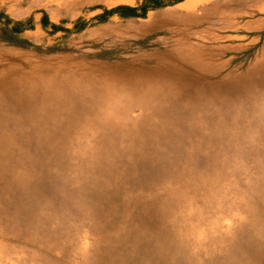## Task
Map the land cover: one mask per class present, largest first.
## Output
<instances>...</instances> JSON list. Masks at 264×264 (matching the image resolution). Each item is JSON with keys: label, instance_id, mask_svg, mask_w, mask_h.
Masks as SVG:
<instances>
[{"label": "rangeland", "instance_id": "rangeland-1", "mask_svg": "<svg viewBox=\"0 0 264 264\" xmlns=\"http://www.w3.org/2000/svg\"><path fill=\"white\" fill-rule=\"evenodd\" d=\"M12 56L138 93L0 126V264H264V0H0Z\"/></svg>", "mask_w": 264, "mask_h": 264}, {"label": "bare ground", "instance_id": "bare-ground-1", "mask_svg": "<svg viewBox=\"0 0 264 264\" xmlns=\"http://www.w3.org/2000/svg\"><path fill=\"white\" fill-rule=\"evenodd\" d=\"M198 53V52H197ZM202 53V52H201ZM184 54V53H183ZM203 54V53H202ZM197 56V55H196ZM203 56V55H202ZM204 57V56H203ZM26 56L22 58L9 57L10 62L7 66L0 67V126H8L7 121L17 119L22 121L25 116L35 117L39 113L41 106L46 107V110L51 109L57 104H71L73 100H80L83 104H94L93 109L98 116H102L105 120L108 117H118L123 111V106L133 103L138 93L137 89L134 92L128 90L118 92L119 85L125 83L120 79H115L111 76L100 75L96 70H90L88 67L71 66L66 67V62L54 66L50 62H42L38 65L32 64L28 58L29 64L23 65L20 61L26 60ZM205 58V57H204ZM161 59V58H160ZM157 62V61H156ZM159 62V61H158ZM174 62V61H173ZM24 63V62H23ZM160 63V62H159ZM85 65V64H84ZM159 65V64H158ZM261 65V64H260ZM96 66V65H95ZM101 66V65H99ZM110 66V65H109ZM112 66V65H111ZM157 66V65H156ZM155 66V67H156ZM160 66V65H159ZM117 67H119L117 65ZM154 67V66H153ZM169 67V66H168ZM262 67V66H261ZM103 68V67H102ZM107 68V67H105ZM116 68V67H115ZM114 68V69H115ZM157 68V67H156ZM163 68V67H162ZM172 68V67H171ZM188 68V67H187ZM258 68V67H257ZM256 68V69H257ZM114 69H112L114 71ZM155 69V68H154ZM159 69V68H158ZM174 69V68H173ZM190 69V68H189ZM162 70V69H160ZM159 70V71H160ZM176 70V69H175ZM119 71V70H118ZM126 71V70H125ZM170 71V70H168ZM173 71V70H172ZM170 71V72H172ZM180 71V70H179ZM254 71V70H253ZM120 72V71H119ZM139 72V71H138ZM183 72V71H182ZM109 73V72H108ZM122 73V72H121ZM135 73V72H134ZM169 73V72H167ZM185 73V72H184ZM187 73V72H186ZM252 73V72H250ZM254 73V72H253ZM138 74V73H137ZM165 74V73H164ZM173 74V73H172ZM190 74V73H189ZM133 75V74H132ZM136 75V74H135ZM140 75V74H139ZM163 75V74H162ZM161 75V76H162ZM192 75V74H191ZM134 76V75H133ZM138 76V75H137ZM141 76V75H140ZM153 76V75H152ZM166 76V75H165ZM184 76V75H183ZM193 76V75H192ZM136 77V76H135ZM181 77V76H180ZM185 77V76H184ZM195 77V76H193ZM201 77V76H200ZM158 78V76H157ZM163 78V77H162ZM168 78V76L165 79ZM190 78V77H189ZM153 79V78H152ZM161 79V78H160ZM163 79V80H164ZM257 79V78H256ZM154 80V79H153ZM159 80V79H158ZM163 80H160L161 82ZM169 80V79H168ZM187 80V79H186ZM195 80V79H194ZM203 80V79H202ZM151 81V79H150ZM159 81V83H160ZM174 81V80H173ZM129 82V81H128ZM158 82V81H157ZM177 82V81H176ZM179 82V81H178ZM177 82V83H178ZM184 82V81H183ZM189 82V81H188ZM187 82V83H188ZM133 83H136V81ZM151 83V82H150ZM148 84V83H147ZM153 84V83H152ZM156 84V81H155ZM170 84V83H169ZM129 85V83H128ZM135 85V84H134ZM133 85V86H134ZM139 85V84H136ZM171 85V84H170ZM188 84H186L187 86ZM196 85V84H195ZM161 86V84H160ZM194 86V85H193ZM136 87V86H134ZM177 87V86H176ZM183 87V86H181ZM185 87V86H184ZM192 87V85H191ZM251 87V85H250ZM249 87V88H250ZM138 88V87H137ZM150 88V87H149ZM163 88V87H162ZM131 89V88H129ZM184 89V88H183ZM251 89V88H250ZM113 90V94H111ZM145 91V89H143ZM247 90V89H246ZM117 91V92H115ZM162 92V91H161ZM105 93V94H104ZM146 93V92H145ZM131 94V95H130ZM144 94V93H143ZM122 103H120V97ZM150 95L157 97L155 92ZM166 95V94H165ZM214 98V97H213ZM151 99V98H150ZM159 99V98H158ZM163 99V97L161 98ZM172 99V98H171ZM155 100V99H154ZM153 100V101H154ZM184 100V99H183ZM157 101V100H156ZM163 101V100H162ZM200 102V100H198ZM149 103V102H148ZM79 104V103H78ZM123 104V105H122ZM144 104V103H143ZM86 105V106H87ZM128 105V106H129ZM159 105V104H158ZM157 105V106H158ZM161 105V104H160ZM136 106V105H135ZM40 107V108H39ZM132 107V106H131ZM143 107V106H142ZM168 107V105H167ZM64 108V107H63ZM134 108V107H132ZM145 108V107H144ZM126 109V108H125ZM131 109V108H130ZM43 110V109H42ZM167 110V109H166ZM179 110V109H178ZM109 111V112H108ZM129 111V110H127ZM43 112V111H42ZM57 112V111H55ZM53 113V112H52ZM128 113V112H127ZM162 113V112H161ZM165 113V112H164ZM51 114V113H49ZM48 114V115H49ZM63 114V113H62ZM157 115V114H156ZM97 116V118H98ZM148 116V114L146 115ZM41 117V116H40ZM47 117V116H46ZM51 117V116H50ZM56 117V116H55ZM152 117V116H151ZM157 117H159L157 115ZM99 119V118H98ZM110 119V118H109ZM113 119V118H112ZM124 119V118H123ZM54 120H56L54 118ZM119 120V119H117ZM126 120V119H125ZM163 120V119H162ZM131 121V120H130ZM147 121V120H146ZM149 121V119H148ZM13 122V121H12ZM118 122V121H117ZM162 122V121H161ZM41 123V122H40ZM113 123V122H112ZM115 123V122H114ZM120 123V122H119ZM132 123V122H131ZM144 123V122H143ZM29 124V123H28ZM141 124V123H140ZM138 124V126L140 125ZM149 124V122H148ZM198 124V123H197ZM5 125V126H4ZM18 125V124H17ZM124 125V124H123ZM137 125V124H136ZM135 125V126H136ZM145 125V123L143 124ZM142 125V127H143ZM30 126V125H28ZM37 126V125H36ZM115 126V125H114ZM129 126V125H128ZM134 126V124L132 125ZM176 126V125H175ZM198 126V125H197ZM113 127V126H112ZM116 127V126H115ZM194 127V126H193ZM15 128V127H14ZM32 128V127H31ZM36 128V127H35ZM39 128V127H38ZM36 128V129H38ZM110 128V127H109ZM162 128V127H161ZM177 128V126L175 127ZM11 129V128H9ZM117 129V128H116ZM195 129V128H194ZM4 130V128H3ZM27 131V129H25ZM40 130V129H38ZM165 130V129H164ZM20 131V130H19ZM24 131V130H23ZM47 131V130H46ZM45 131V132H46ZM51 131V130H50ZM54 131V130H53ZM144 131V130H143ZM4 132V131H2ZM1 132V133H2ZM8 132V130H7ZM21 132V131H20ZM41 132V131H40ZM19 133V132H18ZM23 133V132H22ZM54 133V132H53ZM105 133V132H104ZM166 133V132H165ZM3 134V133H2ZM31 134V133H30ZM14 136V134H12ZM25 135V134H24ZM37 135V134H36ZM175 135V134H174ZM28 136V135H27ZM95 136V135H94ZM158 136V135H157ZM162 136V135H161ZM22 137V136H21ZM39 137V136H38ZM47 136H44V138ZM53 137V136H52ZM10 138V137H9ZM54 138V137H53ZM67 138H69L67 136ZM94 138V137H93ZM146 138V137H145ZM19 139V136H18ZM30 139V138H29ZM46 139V138H45ZM49 139V138H48ZM47 139V140H48ZM55 139V138H54ZM149 139V138H148ZM13 140V139H11ZM16 140V139H15ZM22 140V139H20ZM25 140V139H24ZM44 140V139H43ZM159 140V139H158ZM23 141V140H22ZM46 141V140H45ZM67 141V140H66ZM13 142V141H12ZM20 142V141H19ZM27 142V140H26ZM62 141L61 143H63ZM14 143V142H13ZM12 143V144H13ZM16 143V142H15ZM51 143V142H50ZM68 143V142H67ZM57 144V143H56ZM14 145V144H13ZM16 145V144H15ZM40 145V144H39ZM167 145V144H166ZM3 146V145H2ZM1 146V147H2ZM5 146V145H4ZM12 146V145H11ZM18 146V145H17ZM25 146V145H24ZM29 146V145H28ZM93 146V145H92ZM110 146V145H109ZM151 146V145H150ZM158 146V145H157ZM0 147V148H1ZM50 147V146H49ZM70 147V145L68 146ZM3 148V147H2ZM17 148V147H16ZM23 148V147H22ZM91 148V147H90ZM148 148V147H147ZM4 149V148H3ZM1 149L0 151H2ZM27 149V148H26ZM83 149V148H82ZM153 149V147H152ZM159 149V148H157ZM13 150V149H12ZM11 150V151H12ZM20 150V148H19ZM18 150V151H19ZM68 150V149H67ZM22 151V150H21ZM59 151V150H58ZM82 151V150H81ZM8 153V152H7ZM5 153V154H7ZM11 153V152H10ZM28 153V151H27ZM37 153V152H36ZM46 153V152H45ZM146 153V152H145ZM1 154V153H0ZM31 154V153H29ZM18 155V154H17ZM4 156V155H3ZM23 156V153H22ZM25 156V155H24ZM23 156V157H24ZM31 156H34V154ZM38 156V155H35ZM21 157V158H23ZM30 157V156H29ZM153 157V156H152ZM35 158V157H34ZM2 159V158H1ZM24 159V158H23ZM38 159V158H37ZM41 159V158H40ZM33 160V159H32ZM24 161V160H23ZM27 161V160H26ZM30 161V159H29ZM31 162V161H30ZM100 163V162H99ZM24 164H26L24 162ZM21 166V165H20ZM25 166V165H23ZM6 169V168H5Z\"/></svg>", "mask_w": 264, "mask_h": 264}]
</instances>
